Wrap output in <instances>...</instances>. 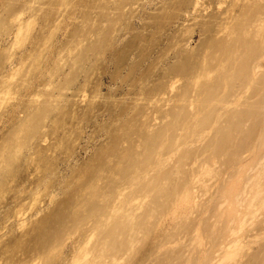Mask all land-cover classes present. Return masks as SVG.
<instances>
[{
	"label": "rangeland",
	"instance_id": "rangeland-1",
	"mask_svg": "<svg viewBox=\"0 0 264 264\" xmlns=\"http://www.w3.org/2000/svg\"><path fill=\"white\" fill-rule=\"evenodd\" d=\"M257 15H261L259 19ZM261 18L264 20V0H0V264L74 263L82 248L97 247L95 236L101 232L97 230L96 235L92 229L101 221L99 216L112 214L109 212H114L115 202L121 205L120 200L127 196L141 198V190L133 193L134 177L137 180L140 176L135 181H141L143 186L138 187L146 190L151 178L175 170L177 175L174 173L172 184L178 185L176 189L172 187L179 192L191 187L193 190L187 192H197V197L192 193L197 206L193 202L183 203L187 189L176 196L178 192L174 190L176 194H172L170 187L169 198L174 199L175 194V205L170 206H174L172 209L166 206L164 214L162 200L156 198L159 195H152L155 213L163 215L151 220L147 233L139 234L133 253L131 250L125 253L123 245L115 243L121 250L119 264L206 263L213 254L211 251L221 242L227 223L226 214L213 215L215 203L222 199L217 188L226 183L231 166L235 165L226 167L220 162L225 168L220 167L223 171L215 168L222 175L213 181L209 178L212 184L208 193L193 182L196 183L199 166L206 164L201 161L212 159L213 149L208 147L213 146L229 116L217 115L213 119L217 118L219 123L202 128L203 132L200 128L196 133L193 128L188 131L195 133L191 137L180 129L187 118V124L192 127L194 110L190 102L183 103L177 98L185 90L190 100L197 97L192 68L202 65V58L220 52L224 45L235 50L237 45L231 42L237 37V33H232L234 26L244 25L248 19L250 23L245 24L248 30L252 29L250 40L247 39L251 43L252 31L257 27L253 20L258 22ZM250 24L253 28L248 27ZM262 27L264 32V24ZM262 41L264 45V33ZM243 56L237 51L236 57ZM254 57L247 59L248 66H252ZM262 61L264 66V57ZM260 74L251 82L253 85L263 79L264 72ZM171 80L177 91H172V86L169 88ZM246 96L240 100L244 101ZM159 136L174 139L175 143L177 137L182 138H178V145L165 148L161 147ZM153 141L159 150L154 149ZM149 146L157 156L147 150ZM17 147L20 150H15ZM150 154V164L144 161L142 164ZM131 162L145 169L131 166ZM146 183L149 185L144 187ZM93 186H99L96 189L99 196L91 200ZM132 203L138 204H132L138 208L145 200ZM145 208L137 209V215L143 212L142 216ZM96 209L99 216L95 215ZM111 226L106 225V231L101 228L102 235L110 233ZM255 226L250 232L244 230L243 235L260 228L258 225L254 229ZM255 244V249L252 246L254 250L248 252V261L251 255L261 256L262 244ZM43 255L51 258L46 261ZM260 256L253 264L261 261Z\"/></svg>",
	"mask_w": 264,
	"mask_h": 264
},
{
	"label": "bare ground",
	"instance_id": "bare-ground-1",
	"mask_svg": "<svg viewBox=\"0 0 264 264\" xmlns=\"http://www.w3.org/2000/svg\"><path fill=\"white\" fill-rule=\"evenodd\" d=\"M250 1V0H249ZM262 1V0H261ZM251 7V6H250ZM233 8V6L231 7ZM242 9V8H241ZM243 16V15H242ZM247 16V15H245ZM261 16V15H260ZM260 16L258 17V19L260 18ZM246 18V17H245ZM250 18V17H249ZM253 18L257 19L256 16H254ZM257 19V20H258ZM234 20V19H233ZM250 19H248L249 21ZM245 21V19L243 20ZM247 21V20H246ZM247 21V22H248ZM230 22V21H229ZM244 22L242 24H238L237 26L235 25L233 29L234 31L232 33L236 34L237 33V37H235V39L231 40V42L236 43L234 44L235 46L237 45V47H235V50H231L230 46L228 47V45H224L223 47H221V51L220 52H216V53H211L210 55H208L207 57L202 58V65L200 66H195V68L193 67L192 69L194 70L193 73V80L195 84L194 86L198 87V91L196 96L194 99L190 100L188 98L189 93L187 95V90H185L184 92H181V94H179L180 96L177 98L180 102H190V106L191 108L194 110V123L191 125L187 124V119L184 121L186 123L185 126H183L184 124H182V130L180 129V131L182 133L188 132V131H194L198 130L201 128L202 132L203 129L202 128H206V127H213V125L216 123H219L216 121V119L224 114H228L227 116H229L227 118V121L225 122V124L222 126V130H220V132H218L217 137L215 140V142H213V146L212 147H208L209 150L213 149L212 153L210 155H212V159L214 158V160L212 161V159L207 160V161H201L202 159L198 160L201 161L202 163H206V164H201L202 165V169L200 170V162L197 163L199 164V174L197 176V180L196 183L193 182V185L196 184H200V190L202 189L203 192L206 190V192L208 193V186H210L208 181H213L214 179H217V177L222 174L219 173V171H221V169L225 168V166L227 164L230 165H235L234 167H232V169L230 167H228L229 169H231L232 171H230V177L231 178L229 181L227 178L226 179V183L224 182V184L222 185V187H218L217 189H219V193H221L220 195H222V199L219 201V203H215L217 205H215V210H214V214L213 215H219V213H223L226 214V226L224 228V231L222 232V240L219 244L216 245V249H214L213 254L211 253V258H208L209 260L206 263L203 264H253V262H257L256 259L259 258V256L255 255L249 258V261L247 260V255L248 252L251 251V249L253 248L252 246H254L255 249V243L257 244H262V248L263 251L261 253V261H259L258 263H254V264H264V77L263 79L258 83V85L256 84V80L255 83L256 85H253L254 79L256 78V76H258L260 73L264 72V66H263V57L262 55L260 56V53L263 50V41H262V26L264 24V20L263 18L260 19V21H254L255 23H253V25L256 24V27L252 35V41L251 43H249L248 41L250 40L249 35L250 34V30H248V28L246 27L247 25ZM257 22V23H256ZM226 23V22H225ZM233 23V21H232ZM230 23V24H232ZM250 23V22H248ZM229 24V23H228ZM226 26V25H225ZM233 26V25H232ZM252 25H248V27ZM249 27V28H251ZM222 28V27H221ZM227 28V27H226ZM253 28V27H252ZM227 30V29H226ZM225 30V31H226ZM229 30V29H228ZM230 30L232 31V29L230 28ZM264 31V30H263ZM222 32V31H221ZM224 32V31H223ZM230 32V31H229ZM227 33V32H226ZM231 33V32H230ZM231 33V34H232ZM225 34V33H224ZM227 35V34H225ZM219 36V35H218ZM234 36V35H233ZM215 37V36H214ZM224 38V37H223ZM255 38H259L261 40H256ZM229 39V38H228ZM249 39V40H247ZM223 42V41H222ZM254 43L257 44V46H254ZM218 44V43H217ZM216 44V45H217ZM231 44V43H230ZM229 44V45H230ZM221 46V44H219ZM213 46V45H212ZM215 47V46H214ZM219 47V46H218ZM210 48V47H208ZM212 49V48H211ZM216 49V48H215ZM218 50V48L216 49ZM220 50V49H219ZM237 51H240V53L242 52V54H244L243 58H238L237 56ZM258 51V52H257ZM207 52V50H206ZM205 52V53H206ZM257 52V53H256ZM208 54V53H206ZM263 54V53H262ZM251 56H255V60L252 62V66H248V62L247 59L251 58ZM197 57V56H196ZM199 58V57H198ZM238 58V59H237ZM253 58V59H254ZM240 59V60H239ZM198 61V60H197ZM240 61V62H239ZM195 62V61H194ZM231 62L233 64V66L231 65ZM192 63V62H191ZM193 66V65H192ZM261 75V74H260ZM259 75V76H260ZM172 76V75H171ZM215 76V77H214ZM264 76V75H263ZM179 77V75H178ZM214 77V78H213ZM175 78V77H174ZM189 78V76H188ZM191 78V77H190ZM173 79V78H172ZM211 79V80H210ZM186 80V79H185ZM177 81V79H176ZM172 84L169 86V88L172 86V89L175 88L174 87V81H172ZM191 82V81H190ZM170 83V81H169ZM174 83V84H173ZM190 85V84H189ZM149 86V85H148ZM178 87V86H177ZM185 87V86H184ZM193 87V86H192ZM183 88V87H182ZM191 88V87H190ZM167 89V87H166ZM162 90V89H161ZM160 90V92H162ZM165 90V89H164ZM166 91V90H165ZM172 91H177L176 89L172 90ZM171 91V92H172ZM187 91V92H186ZM195 91V90H194ZM248 91V92H247ZM250 91V92H249ZM152 92V91H151ZM246 92L249 93L248 96H246ZM166 93V92H165ZM173 93V92H172ZM164 94V91L163 93ZM161 94V95H162ZM167 94V93H166ZM165 94V95H166ZM171 94V93H170ZM193 95V92H192ZM191 95V96H192ZM244 95L246 96V98H244V101H241L244 97ZM164 96V95H163ZM178 96V95H177ZM176 96V97H177ZM144 97V95H143ZM142 97V98H143ZM158 96H156V99ZM161 97V96H160ZM169 97V96H168ZM194 97V96H193ZM155 98V97H154ZM153 98V99H154ZM242 98V99H241ZM170 99V98H169ZM176 99V98H175ZM241 99V100H240ZM155 100V99H154ZM165 100V99H164ZM167 100V99H166ZM151 101V100H150ZM156 101V100H155ZM177 101V102H179ZM152 103L154 101H151ZM151 102H149V104H151ZM170 102V100H169ZM173 102V101H172ZM158 103V102H157ZM168 104V103H167ZM153 105V104H152ZM173 105V104H171ZM152 107V106H151ZM155 108V107H154ZM151 109V108H150ZM182 109V108H181ZM184 109V108H183ZM182 109V112H183ZM190 109V107H189ZM188 109V110H189ZM158 111V110H157ZM174 111V110H173ZM192 111V110H191ZM164 112V111H163ZM162 112V113H163ZM175 112V111H174ZM155 113V112H154ZM185 113V112H184ZM155 115V114H154ZM188 115V114H187ZM218 115V117H217ZM166 116V115H165ZM174 116V115H173ZM191 116V115H190ZM170 117V116H168ZM189 117V116H188ZM214 117H217L216 119H213ZM173 118V117H172ZM177 118V117H176ZM220 118V117H219ZM224 117H222L223 119ZM171 119V118H170ZM179 119V117H178ZM193 120V118H192ZM174 121V120H173ZM179 121V120H178ZM182 121V119H181ZM165 123V122H164ZM171 124V123H170ZM213 124V125H212ZM215 124V125H216ZM167 125V124H165ZM178 125V123H177ZM212 125V126H211ZM179 126V125H178ZM181 126V125H180ZM220 126V127H221ZM24 127V126H23ZM27 127V126H26ZM25 127V128H26ZM165 127V126H164ZM219 127V128H220ZM167 128V127H166ZM164 128V129H166ZM161 129V127H160ZM173 129V128H172ZM207 129V128H206ZM205 129V130H206ZM177 130V129H176ZM204 130V131H205ZM211 129H208V132ZM142 131V130H141ZM148 131V130H147ZM153 131V130H152ZM164 131V130H162ZM184 131V132H183ZM200 131V130H199ZM149 132V131H148ZM151 132V131H150ZM166 131H164L163 133L165 134ZM175 132V131H174ZM179 132V131H178ZM198 131H196L197 133ZM207 132V131H206ZM129 133V132H128ZM145 133V132H144ZM177 133V132H176ZM190 132H188L189 134ZM193 134H195L194 132H191ZM190 133V134H191ZM211 133V132H210ZM142 134V133H141ZM146 134V133H145ZM167 134H169L167 132ZM173 134V133H172ZM171 134V135H172ZM187 134V133H186ZM185 134V135H186ZM187 134V135H188ZM191 134V137L192 135ZM206 134V133H205ZM161 136V134H159ZM181 135V134H180ZM158 136V135H157ZM159 136V137H160ZM179 136V135H178ZM183 137V134L181 135ZM180 136V137H181ZM198 136V135H197ZM155 137V136H154ZM157 137V141H160V145L161 147H171V146H175V144H177L180 139L178 140L177 137V143H175L174 139L172 141L166 140V139H162L161 137L159 138ZM164 137V136H163ZM174 137V136H173ZM181 137V138H182ZM186 138V136H184ZM190 137V138H191ZM158 138L160 140H158ZM184 139V138H183ZM210 139V138H209ZM153 140V139H152ZM176 140V139H175ZM186 140V139H185ZM189 140V139H188ZM212 140V139H211ZM141 141V140H140ZM194 141V140H193ZM196 141V140H195ZM147 142V141H146ZM155 141H153V144L156 145L154 143ZM185 142V141H184ZM203 142V141H202ZM211 142V141H210ZM159 143V142H158ZM190 142H188L187 144H189ZM197 143V142H196ZM143 144V143H142ZM151 144V143H150ZM148 144V145H150ZM183 144V143H182ZM211 144V143H210ZM178 145V144H177ZM176 145V146H177ZM141 146V145H140ZM139 146V147H140ZM187 146V145H186ZM9 147V146H8ZM7 147V148H8ZM147 147V146H146ZM150 147V146H149ZM152 147V146H151ZM150 148H147V150L149 149L150 151L152 150ZM156 146H154L155 149ZM160 147V146H159ZM183 147V146H182ZM198 147V146H197ZM6 148V149H7ZM153 148V147H152ZM173 148V147H172ZM179 148V146H178ZM5 149V150H6ZM17 148H15V150H17ZM129 149V148H128ZM158 149V147H157ZM156 149V150H157ZM174 149V148H173ZM207 149V150H208ZM20 150V148L18 149ZM17 150V151H18ZM111 150V149H110ZM148 150V151H149ZM159 150V149H158ZM157 150V151H158ZM185 150V149H184ZM11 151V149H10ZM146 151V149H145ZM154 152V150H152ZM151 151V152H152ZM163 151V150H162ZM168 151V150H167ZM204 151V150H203ZM128 152V150H127ZM147 152V151H146ZM152 152V153H153ZM186 152V151H185ZM202 152V151H201ZM200 152V153H201ZM206 152V151H205ZM205 152H203L205 154ZM208 152V151H207ZM129 153V152H128ZM155 153V152H154ZM189 153V152H187ZM197 153V152H196ZM131 154V153H130ZM156 154V153H155ZM202 154V153H201ZM3 155V154H1ZM198 155V154H196ZM8 156V155H6ZM119 156V155H118ZM151 154L150 157H147L148 159L147 162L146 160H142V164L143 161L146 163H148L149 158H151ZM154 156H157L154 155ZM162 156V154H161ZM160 156V157H161ZM4 157V156H3ZM134 157V156H133ZM137 157V156H136ZM16 158V157H15ZM130 158V157H129ZM199 158V156H198ZM208 158V157H207ZM219 158V159H218ZM139 159V158H138ZM206 159V158H205ZM2 160V159H1ZM13 160V159H12ZM134 160V159H132ZM157 159H154V161ZM188 160V159H187ZM5 161V159H4ZM14 161V160H13ZM135 161V160H134ZM133 161V162H134ZM152 161V160H151ZM179 161V160H178ZM211 161V164L210 162ZM118 162V161H117ZM220 162L223 163V165L225 164V166H220ZM7 163V162H4ZM141 164V162H139ZM181 163V162H180ZM232 163V164H231ZM12 164V163H11ZM130 164V163H129ZM134 164V163H133ZM131 162V166L133 165ZM145 164L143 166V168L145 167ZM150 164V163H148ZM147 164V165H148ZM2 165V163H1ZM10 165V163H9ZM128 165V164H127ZM136 167L141 168L142 166L139 167L137 166V163L134 164ZM185 165V164H184ZM212 165V166H211ZM222 165V164H221ZM130 166V167H131ZM213 166H216L213 168ZM228 166V165H227ZM226 166V167H227ZM2 167V166H1ZM116 167V166H115ZM122 167V166H121ZM135 167V168H136ZM150 167V166H149ZM147 167V168H149ZM222 167V168H220ZM133 168V167H132ZM197 168V167H196ZM215 168H220V169H215ZM145 169V168H144ZM142 169V170H144ZM179 169V168H177ZM222 169V171H223ZM2 170V169H0ZM135 170V169H132ZM139 170V169H138ZM226 170V169H225ZM122 171V170H121ZM128 171V170H127ZM174 170H172L173 172ZM120 172V171H119ZM135 172V171H134ZM161 172V171H160ZM171 172V171H170ZM177 171L175 170L173 173H168L163 175L162 177H158V178H151L153 180L150 179V186L149 188L146 187L149 185V183L146 185H144V187H146V190L140 187H138L139 185H141V181L139 183H137L136 181H139L138 179L140 178L139 175H137L136 177L139 176V178L136 180V178H133V181H131L132 184L131 186H135L133 188L131 187V189H133V193L134 191H136L137 193L140 191L142 194L141 198L139 197L137 199H133L135 196L132 195V197L127 196V198H123V200H120L119 203L120 204H114V209H112L114 212H109L112 213L108 216H103L105 215V212L102 214L103 217H105V220L103 217L99 216V214L97 213L96 209V214H98V218L101 221H104L101 223V221L97 222V224L95 225L94 229H92V231H94V233L96 235H98V231L101 232L100 235L95 236V239H97L96 244L97 247H93L89 246L88 248H80L81 252L79 255H77V259L75 258L74 263L72 264H119L120 263V258H119V254L121 252L120 247L118 249V246L123 245V247L125 250V253L129 250H131V252L133 253L132 248H136V246H134V242L137 244V242L139 240L138 239L139 234H143L142 232H146L148 231V225L151 223V220L153 218L156 217H162L163 214H156L157 211L155 210V207L153 206L154 202H152V199H155V197L153 196H158L156 197L159 201H161L163 203V208H165L166 206H168L169 209H172L174 206H172V208H170L171 205L174 204V200H175V192H178L177 195H179V193H184L185 190L187 189L186 186H184L186 189H184L182 192L179 190L176 191L175 189L177 188V185H173L172 181L174 176L173 175H177L176 173ZM228 172V169H227ZM133 173V171H132ZM143 173V172H142ZM146 173V172H145ZM159 173V172H158ZM157 173V174H158ZM175 173V174H174ZM195 173V174H196ZM222 173V172H221ZM114 174V171H113ZM124 174V173H123ZM148 175V174H147ZM160 175V174H158ZM175 175V176H176ZM185 175V174H184ZM225 175V173H224ZM223 175V176H224ZM179 176V174H178ZM227 176V175H225ZM224 176V177H225ZM229 176V174H228ZM117 177V176H115ZM209 178H211L209 180ZM214 178V179H213ZM234 178V179H233ZM119 179V178H118ZM175 179V178H174ZM178 179V178H177ZM176 179V180H177ZM181 179V178H180ZM196 179V178H195ZM213 179V180H212ZM136 180V181H135ZM144 180V179H143ZM233 180V181H232ZM175 181V180H174ZM179 181V180H178ZM195 181V180H194ZM199 181V183L197 182ZM130 182V183H131ZM144 182V181H143ZM187 182V181H186ZM96 183V182H95ZM221 183V181H220ZM94 184V183H93ZM172 184V185H171ZM191 184V183H190ZM212 184V183H211ZM227 184V185H226ZM90 186V184H88ZM92 185V184H91ZM96 184H94L95 186ZM98 185V184H97ZM192 185V186H193ZM216 185V184H215ZM93 189L91 187V200L95 199L96 197L98 198L99 196V191L98 187H94ZM143 186V185H141ZM176 186V187H173ZM180 186V185H179ZM182 186V185H181ZM189 186V185H188ZM187 186V187H188ZM197 186V185H196ZM196 186L194 188H196ZM199 186V185H198ZM202 186V187H201ZM173 188V190H171V188ZM95 188V189H94ZM179 188V187H178ZM191 190H193L191 187H188ZM213 188V187H212ZM88 189V187H87ZM97 189V190H96ZM139 189V190H138ZM148 189V190H147ZM186 190V194H184L185 196H183V203L186 202H193V205H195L197 202L195 201V195L197 197V194H195L194 191H191L192 193H194L195 195L193 196L192 193L187 192L188 190ZM216 189V190H217ZM106 190V189H105ZM130 190V189H129ZM169 190H171L170 192L174 194L173 198L174 199H170V195L168 194L170 193ZM175 192H172L174 191ZM182 190V189H181ZM213 190V189H212ZM168 191V192H167ZM132 192V191H131ZM136 192L134 194H136ZM139 192V193H140ZM167 192V193H166ZM218 192V190H217ZM215 192V193H217ZM197 193V192H196ZM200 193V192H199ZM111 194V193H110ZM132 194V193H131ZM202 194V193H201ZM204 194V193H203ZM106 195V194H105ZM126 195V194H125ZM128 195V194H127ZM130 195V194H129ZM139 194H137V196H140ZM153 195V196H152ZM168 195V197H167ZM89 196V195H88ZM87 196V197H88ZM136 196V197H137ZM205 196V195H204ZM219 196V195H218ZM108 197V196H106ZM120 197V196H119ZM124 197V196H123ZM126 197V196H125ZM153 197V198H152ZM207 197V196H206ZM214 197V196H213ZM220 197V196H219ZM82 198V197H81ZM89 198V199H90ZM130 198V199H129ZM132 198V199H131ZM163 198H165V201H163ZM169 198V199H168ZM215 198V197H214ZM107 199V198H106ZM121 199V197H120ZM125 199V200H124ZM128 199V201H127ZM142 199L145 200V204H141L142 207H136L138 204H134L132 203L133 201H141ZM161 199V200H160ZM212 198H210L211 200ZM105 200V199H104ZM119 200V199H118ZM171 200V201H170ZM123 201V203H122ZM178 201V200H177ZM214 201V200H213ZM159 202V203H161ZM181 202V200H180ZM201 202V201H200ZM207 202V201H206ZM205 202V203H206ZM212 202V201H211ZM89 203V202H88ZM97 203V202H96ZM177 203V202H175ZM210 203V202H209ZM82 204V203H81ZM136 206H134V205ZM158 204V203H155ZM202 204V202H201ZM200 204V205H201ZM211 204V203H210ZM140 205V204H139ZM146 205V206H145ZM151 205L153 206L151 208ZM165 205V206H164ZM175 205V204H174ZM183 205V204H181ZM208 205V204H207ZM113 206V204H112ZM156 206V205H155ZM159 206H161L159 204ZM177 206V205H176ZM197 206V204H196ZM211 206V205H210ZM214 206V205H213ZM80 207V206H79ZM77 207V208H79ZM137 209H142L143 207L147 208V210H144V214L142 216H140L143 212L141 210V214L136 213V208ZM161 207V208H162ZM193 207V206H192ZM207 207V206H206ZM83 208V207H82ZM87 208V206H86ZM145 208V209H146ZM160 208V207H159ZM167 208V209H168ZM183 208V207H182ZM197 208V207H196ZM194 208V209H196ZM199 208V207H198ZM202 208V207H201ZM85 209V208H84ZM94 209V208H93ZM92 209V210H93ZM102 209V208H101ZM99 209V213L100 210ZM205 209V208H203ZM210 209V207H209ZM208 209V210H209ZM76 210V209H75ZM109 210V209H108ZM158 210V209H157ZM166 210V208H165ZM86 211V210H85ZM102 211H104L102 209ZM140 212V210H138ZM156 211V213H155ZM184 211V210H182ZM186 211V210H185ZM201 211V209H200ZM92 212V211H91ZM95 212V210L93 211ZM138 212V213H139ZM163 212V211H160ZM179 212V211H178ZM191 212V211H190ZM209 212V211H207ZM217 212V213H216ZM73 213V211H72ZM79 213V212H78ZM84 213V212H83ZM167 213V210L164 214ZM213 213V212H212ZM216 213V214H215ZM203 215V212L201 213ZM207 214V213H205ZM158 215V216H157ZM222 215V214H221ZM165 216V215H164ZM163 216V218H164ZM180 216V214H179ZM209 216V214H208ZM220 216V215H219ZM102 219H101V218ZM108 217V218H107ZM166 217V216H165ZM184 217V216H183ZM188 217V216H187ZM202 217V216H201ZM213 217V216H212ZM224 217V216H222ZM80 218V216H79ZM93 218V217H91ZM180 218V217H179ZM186 218V217H185ZM203 218V217H202ZM84 219V218H83ZM82 219V220H83ZM160 219V218H159ZM206 219V218H205ZM210 219V218H209ZM208 219V220H209ZM78 220V219H77ZM162 220V219H161ZM220 220V219H219ZM74 221V220H73ZM85 221L86 218H85ZM158 221V220H156ZM186 221V220H185ZM202 221V220H200ZM212 221V218H211ZM79 222V221H77ZM83 222V221H81ZM155 222V221H154ZM153 222V223H154ZM159 222V221H158ZM177 222V221H176ZM182 222V221H181ZM180 222V223H181ZM179 223V222H178ZM201 222H199L200 225ZM208 223V222H207ZM206 223V224H207ZM77 224V223H76ZM209 224V223H208ZM224 224V223H223ZM255 226L254 229H256V227L258 228V225H260V228L255 232H253V234L251 233H246L243 235L242 232H244V230H247L250 232V230L252 229L251 227ZM79 225V224H78ZM90 225V224H89ZM106 225H112L109 230L110 233L108 234H104L102 235L103 232V228H106ZM182 225V224H181ZM189 225V224H188ZM205 225V224H204ZM93 226V225H92ZM150 226V225H149ZM177 226V225H176ZM201 226V225H200ZM199 226V227H200ZM207 226V225H206ZM215 227V225H213ZM217 226V225H216ZM84 227V226H82ZM110 227V226H109ZM174 227V226H173ZM180 227V226H179ZM186 227V226H185ZM248 227H250L249 229H247ZM74 228V227H73ZM102 228V229H101ZM104 228V230H105ZM150 228V227H149ZM178 228V227H177ZM181 228V227H180ZM212 228V227H211ZM216 228V227H215ZM108 229V228H106ZM74 230V229H72ZM71 230V231H72ZM98 230V231H97ZM176 230V229H174ZM182 229H180L181 231ZM189 230V229H188ZM200 230V229H199ZM198 230V231H199ZM213 230V229H212ZM222 230V229H221ZM106 231V230H105ZM172 231V230H171ZM170 231V232H171ZM186 231V230H185ZM97 232V233H96ZM177 232V231H175ZM189 232V231H188ZM203 232V231H202ZM201 232V233H202ZM70 233V232H68ZM90 233V232H89ZM88 233V234H89ZM92 233V232H91ZM90 233V235H92ZM147 233V232H146ZM94 234V235H95ZM155 234V233H154ZM173 234V233H172ZM181 234V233H180ZM183 234V233H182ZM187 234V233H185ZM189 234V233H188ZM203 234V233H202ZM145 235V234H144ZM151 235V234H150ZM205 235V234H204ZM173 236V235H172ZM179 236V235H178ZM214 236V234L212 235ZM89 237V236H88ZM145 237V236H144ZM148 237V236H147ZM170 237V236H168ZM208 237V236H207ZM87 238V237H86ZM146 238V237H145ZM151 238V237H150ZM174 238V237H173ZM181 238V237H180ZM202 240V236L200 237ZM166 239V238H165ZM172 239V238H171ZM200 239V240H201ZM210 239V238H209ZM79 240V239H78ZM90 239H88L89 242ZM93 240V239H92ZM169 240V239H168ZM173 240V239H172ZM169 240V241H172ZM212 240V239H211ZM94 241V240H93ZM92 241V242H93ZM162 241V240H161ZM165 241V240H164ZM163 241V242H164ZM177 241V240H176ZM205 241V240H204ZM84 242V241H83ZM119 242L118 246L115 247V243ZM162 242V243H163ZM168 242V241H167ZM209 242V240H208ZM76 243V242H75ZM141 243V242H140ZM160 243V242H159ZM77 244V243H76ZM84 244V243H83ZM88 244V243H87ZM92 244V243H91ZM255 244V245H254ZM57 245V244H56ZM55 245V246H56ZM90 245V243H89ZM95 245V244H94ZM138 245V244H137ZM204 245V244H203ZM60 246V244H59ZM85 246V245H83ZM82 246V247H83ZM210 246V244H209ZM212 246V245H211ZM57 247V246H56ZM86 247V246H85ZM160 247V246H159ZM189 247V246H188ZM54 248V247H53ZM56 249V248H55ZM118 249V250H117ZM169 249V248H168ZM167 249V250H168ZM187 249V248H186ZM252 249V250H254ZM45 250V249H44ZM136 250V249H135ZM156 250V249H155ZM175 250V249H174ZM49 252V251H48ZM51 252V251H50ZM49 252V253H50ZM53 252V251H52ZM78 252V253H79ZM163 252V251H162ZM168 252V251H167ZM175 253V252H174ZM210 253V252H209ZM260 253V252H259ZM48 254V253H47ZM45 254V255H47ZM124 254V253H123ZM130 254V253H129ZM128 254V255H129ZM178 254V253H177ZM176 254V255H177ZM251 254V253H250ZM253 254V253H252ZM41 255V254H40ZM42 259H46V261L48 259H50L51 257L47 258L45 257ZM52 255V253L50 254ZM126 255V256H128ZM125 256V257H126ZM132 256V255H131ZM166 256V255H165ZM171 256V255H170ZM169 256V257H170ZM189 256V255H187ZM186 257V256H185ZM195 257V256H194ZM37 258V257H36ZM121 258H123L121 256ZM166 258V257H164ZM178 258V257H177ZM183 258V257H182ZM246 258V261H245ZM167 259V258H166ZM172 259V258H171ZM175 259V257H174ZM37 260V259H36ZM125 260V259H124ZM128 260V259H127ZM190 260V259H189ZM200 260V259H199ZM204 260V259H203ZM33 261V260H32ZM109 261V262H108ZM129 261V260H128ZM172 261V260H171ZM180 261V260H179ZM197 261V260H196ZM245 261V262H244ZM200 262V261H199ZM124 263V261H123ZM131 263V262H130ZM128 263V264H130ZM159 263V262H158ZM166 263V260H165ZM170 263V262H168ZM173 263V262H172ZM177 263V262H176ZM187 263V262H186ZM36 264V263H35ZM39 264V263H38ZM42 264V263H41ZM193 264V263H192ZM200 264V263H199ZM202 264V262H201Z\"/></svg>",
	"mask_w": 264,
	"mask_h": 264
}]
</instances>
